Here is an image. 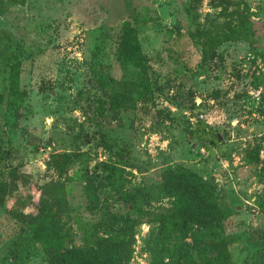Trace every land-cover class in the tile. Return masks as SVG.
<instances>
[{
	"label": "rangeland",
	"instance_id": "rangeland-1",
	"mask_svg": "<svg viewBox=\"0 0 264 264\" xmlns=\"http://www.w3.org/2000/svg\"><path fill=\"white\" fill-rule=\"evenodd\" d=\"M219 1L200 0L195 19L188 0L5 6L0 92L8 64L19 61L25 96L13 128L0 105V148L7 153L0 171L16 167L29 180L18 182L14 202L31 194L33 182L64 177L53 168L54 155L77 152L82 158L68 165L67 175L85 185L93 203L123 217L130 213L125 204L163 212L173 208V199L157 188L158 175L183 167L215 180L225 227L214 232L228 241L234 264H264V53L245 40L203 50L202 30L219 31L224 21ZM246 1L243 9L264 22V0ZM126 26L146 59L150 94L111 110L96 77L131 76L117 58ZM198 125L205 132L196 136ZM256 147L259 161L249 162L246 154ZM89 220L87 214L63 219L64 245L80 249ZM148 230L146 224L136 230L130 264H148L142 244ZM111 234L107 227L99 232ZM168 246L167 264H192L185 257L194 255L191 237H176ZM0 264H46L31 231L1 207Z\"/></svg>",
	"mask_w": 264,
	"mask_h": 264
},
{
	"label": "trees",
	"instance_id": "trees-1",
	"mask_svg": "<svg viewBox=\"0 0 264 264\" xmlns=\"http://www.w3.org/2000/svg\"><path fill=\"white\" fill-rule=\"evenodd\" d=\"M25 3L26 0H0V15L5 12V6ZM246 4V0H223L216 4V7H222L219 15L224 21L219 31L202 30L203 50L207 52L224 43L245 40L250 44L256 41V47L264 53V22L254 19L247 8L243 9ZM199 5L200 0H188L193 19L197 16ZM230 6H234L232 11H228ZM135 35L134 30L126 26L117 53L122 66L131 70V76L120 80L96 77L108 109L116 110L136 100L145 101L150 94L147 62ZM19 70V61L8 64L7 85L0 92V105L5 106L9 115L8 124L12 128L22 118L25 96L19 88ZM200 131L204 133L205 127L198 125L193 132L197 136ZM216 140L214 135L213 142ZM6 155L0 148V157ZM81 158L82 154L77 152L54 155L53 168L64 177L51 178L41 184L33 182L31 194L15 202L13 198L18 182L26 185L29 180L16 167L0 171V207L31 231L33 239L43 248L46 264H130L135 232L143 224L149 226L142 242L143 251L149 257L148 264H167L165 255L170 252L168 245L176 237L180 240L193 239L194 255H185L192 264L235 263V254L226 238L214 232L224 229L225 220L215 198L216 183L213 178L205 180L198 173L183 167L166 168L158 175L156 186L173 199V208L151 212L139 205L125 204L130 213L123 217L114 213L110 205L101 207L93 203L85 185L67 175L68 165L79 162ZM246 158L249 162H258L259 148L247 152ZM85 214L90 220L79 238L82 247L69 249L64 245L65 235H68L63 219L82 218ZM104 227L112 229L108 237L99 235ZM171 257L173 259L172 253Z\"/></svg>",
	"mask_w": 264,
	"mask_h": 264
},
{
	"label": "water",
	"instance_id": "water-1",
	"mask_svg": "<svg viewBox=\"0 0 264 264\" xmlns=\"http://www.w3.org/2000/svg\"><path fill=\"white\" fill-rule=\"evenodd\" d=\"M218 139H220V138H218ZM47 145H50V142H47Z\"/></svg>",
	"mask_w": 264,
	"mask_h": 264
}]
</instances>
